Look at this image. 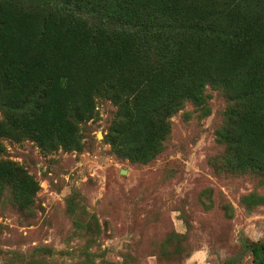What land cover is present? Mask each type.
I'll use <instances>...</instances> for the list:
<instances>
[{"label":"trees","instance_id":"obj_1","mask_svg":"<svg viewBox=\"0 0 264 264\" xmlns=\"http://www.w3.org/2000/svg\"><path fill=\"white\" fill-rule=\"evenodd\" d=\"M209 84L230 100L218 134L226 167L264 174V0H0L3 135L77 148L75 122L102 94L119 106L110 143L148 161L170 116L203 105ZM28 177L0 159V190L13 184L25 204ZM240 236L230 264H264V241Z\"/></svg>","mask_w":264,"mask_h":264},{"label":"rangeland","instance_id":"obj_2","mask_svg":"<svg viewBox=\"0 0 264 264\" xmlns=\"http://www.w3.org/2000/svg\"><path fill=\"white\" fill-rule=\"evenodd\" d=\"M205 96L170 116L148 161L110 143L119 106L102 94L75 122L77 148L47 151L0 133V159L36 184L26 204L13 184L0 190V264H230L241 234L264 241V174L226 167L218 134L230 100L213 84Z\"/></svg>","mask_w":264,"mask_h":264},{"label":"water","instance_id":"obj_3","mask_svg":"<svg viewBox=\"0 0 264 264\" xmlns=\"http://www.w3.org/2000/svg\"><path fill=\"white\" fill-rule=\"evenodd\" d=\"M124 173V171H122Z\"/></svg>","mask_w":264,"mask_h":264}]
</instances>
